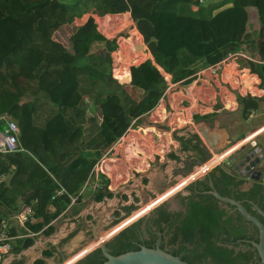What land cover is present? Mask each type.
<instances>
[{
	"label": "trees",
	"instance_id": "16d2710c",
	"mask_svg": "<svg viewBox=\"0 0 264 264\" xmlns=\"http://www.w3.org/2000/svg\"><path fill=\"white\" fill-rule=\"evenodd\" d=\"M250 9L257 12V28L251 25ZM129 12L146 14L135 19L137 30L131 32L129 42L141 43L142 36L156 65L171 77L172 84L190 85L198 73L239 51L255 61L253 71L264 80V61L258 52L261 40L264 54V0H0V116L8 115L17 123L24 150L0 153V227L24 208L32 210L25 228L13 224L10 237H25L29 233L53 235V222L71 205V197L82 198L80 194L104 152L126 134L134 120L149 115L162 101L165 91L159 86H148L139 94L133 81L132 88L120 84L102 67L109 58L106 53L95 52L97 46L107 45L108 40L99 31L93 15ZM86 15H90L89 19L75 27ZM107 21L118 23L110 18ZM67 26L74 27L71 51L55 39L57 32ZM109 45L116 48L115 43L114 47ZM148 62L134 68V74L146 63L152 64ZM130 65L136 64H126L117 71L119 79L129 78ZM258 108L257 98H239L243 120H248ZM105 110L122 116V126L112 128L103 117ZM163 113L153 119H163ZM3 125L0 123V130ZM181 142L184 151L193 150L206 160L198 136ZM168 157L179 159L174 154ZM219 172L222 184L213 176L214 186L228 197L230 185L236 179ZM8 176L9 180L3 179ZM100 179L92 197L96 203L114 198L108 189L109 179L103 174ZM199 185L211 190L209 183L201 181ZM193 188L191 185L187 190ZM59 191L63 194L58 195ZM200 197L201 202L190 203V214L182 226L185 236L191 222L206 233L217 223L213 224L209 217L210 211L218 210L208 202L212 197ZM132 209L135 208H128L127 214ZM156 212L167 215V204L159 206ZM138 224L110 242L111 255L141 249L129 238ZM21 243L18 242L17 251L21 250ZM224 251L217 264H245ZM182 260L189 262L186 257ZM105 261L98 250L78 264Z\"/></svg>",
	"mask_w": 264,
	"mask_h": 264
},
{
	"label": "water",
	"instance_id": "95a60500",
	"mask_svg": "<svg viewBox=\"0 0 264 264\" xmlns=\"http://www.w3.org/2000/svg\"><path fill=\"white\" fill-rule=\"evenodd\" d=\"M141 49H145V46H141ZM258 52L261 60L264 61L261 40H259ZM250 66L253 69V62ZM142 120L144 129L154 130L159 134H168L172 138L173 144H179V153H175V147H170L169 151V155L174 154L179 159L174 161L167 157L164 165L156 163L150 167L148 176L140 175L119 192H113L114 198L110 202L105 200L102 203H93L88 209L77 212L76 219L69 216V210H67L62 227L56 225L55 233L51 239L31 236L32 248H28L23 254L2 255L1 264H35L37 262L78 264L96 249L101 251L106 260L103 264H189L181 257L173 256L162 250L159 243L157 248L141 247L139 251L127 252L119 256L111 255L107 245L120 232L136 222L137 219L131 220L136 218V215L142 214V212L147 213L156 205L159 207L166 201L175 205L174 197L177 191H181L186 184L197 178H202L204 174L217 166L211 160L213 157L221 158L226 155L227 157L223 158V163L228 169H233L243 178L264 183V158L259 156L260 149L252 145L254 137L247 139L241 145L228 146L227 151L225 149L216 150L213 146L210 148L212 153H209L205 144L200 140L203 151L207 154L208 162L200 161L198 164L194 151H184L181 142V139L188 140L195 135L192 125L183 129H172L167 122L149 125L150 118ZM205 134L204 138H206ZM190 160L196 163L193 165V171L185 169ZM141 178L147 180V187H143ZM211 188L212 191L208 194L213 195L220 203L235 206L245 219L259 229L260 244H255V246L264 264V225L251 216L241 203L222 197L216 191L213 183H211ZM131 207L135 209L131 210L130 217L122 219V216H119V219H112V212L123 213ZM259 212L264 216L260 210ZM91 218H93V224H86V221ZM129 220L131 221L128 222ZM117 221L119 223L116 225ZM47 252H51L53 258L41 259V254Z\"/></svg>",
	"mask_w": 264,
	"mask_h": 264
},
{
	"label": "flooded vegetation",
	"instance_id": "af4514ba",
	"mask_svg": "<svg viewBox=\"0 0 264 264\" xmlns=\"http://www.w3.org/2000/svg\"><path fill=\"white\" fill-rule=\"evenodd\" d=\"M194 155L196 163L200 164V161H203L201 155L196 152H194ZM204 162H208L207 157ZM196 163L191 160L188 161L185 169L192 170L193 165ZM218 169L230 174L236 179V182L230 185L228 197L222 196L215 188L216 191L224 198L241 203L251 216L264 225V216L259 212L260 210L264 214V183L243 178L236 171L228 169L224 165V167L215 166L202 178H197L195 181L186 184L181 191H177L174 197L175 205L168 203L169 201L163 203L162 205L167 204V215L156 212L158 208L156 205V208H153L154 210L152 209L147 213L142 212V214L136 215V218H132L131 220H137L131 226L137 223L140 224L129 234V238L134 240V244L139 247L157 248L159 243L162 250L172 255L175 254L181 259L186 257L189 264H217L220 261V255L225 254L224 249L228 250L230 256L237 261L241 259L245 264H263L259 251L255 246V244H260L259 229L245 219L235 206L220 203L213 195L208 194L212 191L211 183L214 185V177H217L216 181L222 184ZM198 181L209 183L211 190L206 191L205 186H200ZM191 185H194L193 190H187ZM201 195L212 197L211 200L209 198L208 202H210V206L217 207L218 210L217 212L215 210L210 211L209 217L213 224L216 221L217 223L206 233L196 223L191 222L185 236L182 226L184 220L190 214L188 211L190 203L192 201L201 202ZM122 214V219L131 216V213L127 214L126 211ZM118 223V221L115 222L116 225ZM116 229L118 230V228ZM116 229L114 230L117 231ZM88 248L90 249L89 246ZM95 251H98V249Z\"/></svg>",
	"mask_w": 264,
	"mask_h": 264
},
{
	"label": "crops",
	"instance_id": "0c3cea01",
	"mask_svg": "<svg viewBox=\"0 0 264 264\" xmlns=\"http://www.w3.org/2000/svg\"><path fill=\"white\" fill-rule=\"evenodd\" d=\"M249 11H250L251 25L255 27L258 24V21L256 24L253 23L251 17V13L254 10H249ZM254 12L257 15V12L256 11ZM124 14H129L132 19V22H135V19L137 17L139 18L146 16V14L141 12H136L134 14L129 12ZM109 15H115V14H109ZM110 19L116 20L118 22L120 21V18H110ZM133 26H135L134 23L130 25L127 33H131L133 30H137L135 29L136 26L135 27ZM109 49L111 52L109 57H111V54L115 51V48L114 49L109 48ZM138 49H141V47L139 46ZM141 56H143V54L141 53H134L133 55L131 54V58L137 63H141L145 59V58L141 59L140 58ZM150 60L152 64L155 62L153 57ZM250 64H251L250 61H245V60L240 61L238 59L237 61H233L229 63L225 67V69L218 74L217 77H212L208 73L202 74L201 76L198 77L197 74V77L190 85L183 86L182 88H180L179 92L175 93V95L172 96V99L174 100L175 103L170 105L175 106V110H176L175 113L174 114L163 113L164 115L163 119L159 121H155L154 119H151L149 125L167 122V124L172 129H179L182 126L183 121L185 122L188 121L187 126L192 125L193 133L196 136H198L199 139L205 144V147L207 150H209V153H212L210 148L213 146L215 147L216 150L225 149V151H227L228 146L232 147L233 145H241L247 139L254 137V139L252 140V145L260 149L259 156L264 158V80L253 71ZM139 66L140 65H137L134 68H138ZM134 68L131 69V72H129L130 73L129 79L131 81V84L132 81L135 80L134 79L135 74L133 72ZM164 79H166L165 76ZM153 87L155 88L158 86H153ZM165 95L166 94L164 93L163 99L165 98ZM245 96L257 98L259 102V108L257 110L252 111L249 116V119L246 121L242 119L241 111H239V98ZM178 103H185L186 105H190L191 107L188 109H184L183 107L181 109L180 108L178 109L177 108ZM179 110L182 112L179 113ZM188 110L194 111L193 116L191 114L193 118L190 117ZM183 111H185V114L183 113ZM144 117L145 116L137 120H134L132 125L138 120L139 122L142 123V125H144L142 120V118ZM196 117H201L204 120L198 121ZM195 122L197 123L196 125ZM173 125H176L175 128H173ZM150 133H152V135L156 133L160 137L168 136V134H159L157 131L154 130H151ZM204 133H206L205 134L206 138H204ZM135 139L138 140L137 137L131 140L135 142L136 141ZM177 147L179 148V144H177ZM215 159L216 158L213 157V159L211 160L214 161ZM162 161H164V158H161V163ZM104 175L107 177V179H109L110 183L108 189L113 193L112 190L113 183L110 179V175L108 174H104ZM3 179L9 180V176L4 177ZM83 193L84 194L82 195V198L78 199L76 203L71 204L67 209L69 210V216L75 219L77 212L88 209L93 203H96L92 200V197L96 193V191H93L92 189L89 188L86 191L84 190ZM89 201L90 203L88 204L87 202ZM67 210L57 220H55V222H53L55 227L56 225L62 227L63 221L67 214ZM86 224H93V218L87 220ZM32 235H33L32 237H45L49 239H51L52 237V235L44 236L42 234L35 235L33 233ZM32 237H21V236L14 237V239L11 242L12 249L10 254H23L28 248H32L33 247ZM18 242H22L19 247L21 250L19 251L16 250V248L19 246ZM52 258H53L52 254L49 257L45 256V253L41 254V259H52ZM35 264H48V263L37 262Z\"/></svg>",
	"mask_w": 264,
	"mask_h": 264
},
{
	"label": "rangeland",
	"instance_id": "374dc122",
	"mask_svg": "<svg viewBox=\"0 0 264 264\" xmlns=\"http://www.w3.org/2000/svg\"><path fill=\"white\" fill-rule=\"evenodd\" d=\"M254 11L251 13V17L252 22L256 24L258 18ZM94 16L99 27V31L108 40L107 45L103 43L97 46L95 52L102 54L106 53V57H109L111 53L109 49V43H116V41L118 42V51H116V48L115 51L111 54V62L109 64L105 62V66L108 64L107 69L109 71H111L112 73L116 71L117 73V69H123L124 65L133 63L134 61L131 58L132 53H141L143 54V56L140 57L141 59L145 58L144 60L151 61L150 59L152 58V56L150 55L148 48L145 46L142 36L141 44L137 43V45L129 42L132 35L131 33H127V31L132 23L135 24V22H132L129 14L107 15L104 17L93 15V17ZM89 17L90 15H86L84 18L78 20L74 26L78 27L83 25L89 19ZM109 18L121 19L119 22L117 21L118 23L109 24L110 21H107ZM255 27H258V24ZM73 28V26H67L63 30L57 32L55 37V39L63 43L69 51H71L70 36L73 32ZM139 45H144L145 49H137V46ZM123 51H125V55L121 57L120 54ZM128 57L130 58V60H128ZM239 60L241 61L243 59L240 58ZM148 63H146L147 65L142 66L136 71L133 84L139 87V94H141V92L143 91H146L150 86H159L161 89H163V91H166V95L165 98L161 101L160 105L144 118L153 119V116L155 117L159 113V111H162L166 114H174L176 111L175 106L170 105L175 103L172 99V96L175 95V93L179 92L180 88H182L183 86L173 85L171 82V77L167 75L160 67H158L155 62L153 64ZM139 64H136L134 66H137ZM134 66H129V72H131V69ZM164 76L168 81L164 79ZM120 81V83L123 85H126L128 87L132 86L131 81L128 77H125L124 79L122 78L120 79ZM182 107L184 109H188L191 106L186 105L185 103H178L177 108L181 109ZM181 112L182 111L179 110V113ZM188 112L190 114V117L193 118L192 116L194 111L188 110ZM183 113L185 114V111H183ZM103 115V117L110 123L112 128H119L122 126L124 118L118 113L112 114L105 110ZM187 122L188 121H183L182 126L179 129L188 127ZM196 124L197 123L195 122V125ZM175 126L176 125H173V128H175ZM143 128L144 125H142L139 120L136 121L130 128V131H128L120 141H118L111 148L104 152V155L99 161V167L103 165L105 172L110 175V179L113 183V192H119L122 188L128 186L136 177L140 175L148 176L150 167L154 166L156 163L164 165L165 160L169 155L170 147H175V153H179L177 144H173L172 138L169 135L167 137H160L156 133L152 135V133H150L151 130H146ZM136 137L138 138V140L135 139L136 141L133 142L131 139ZM161 158H164V161H162V163ZM146 181L147 180H145V178H141L143 187H147ZM107 201L110 202L111 199H108ZM87 203L89 204L90 201ZM119 216H122V212H112V219H119Z\"/></svg>",
	"mask_w": 264,
	"mask_h": 264
},
{
	"label": "built area",
	"instance_id": "2783aa9c",
	"mask_svg": "<svg viewBox=\"0 0 264 264\" xmlns=\"http://www.w3.org/2000/svg\"><path fill=\"white\" fill-rule=\"evenodd\" d=\"M115 15H117V14H115ZM112 44L114 46L113 42H112ZM117 45H118V42L116 41V43H115L116 48H117ZM139 46L141 47L143 45H139ZM116 51H118V48L116 49ZM240 58H242L245 61L255 62L245 52L239 51L238 53L229 55L227 58H225L223 61H221L217 65L211 66V67L201 71L200 73H198V77L201 76L202 74H205V73H208L212 77H217L218 74L221 71H223L229 63H231L233 61H237ZM111 59L112 58L109 57L107 59V61H105V62H107L109 64L111 62ZM105 62L102 63V67L107 69V66H105ZM145 62H147V60H143V62H141V64H139V65H142ZM134 67H132V69ZM117 71H118V69H117ZM112 76L119 83L121 82L117 76L116 71H114L112 73ZM0 123L4 124L3 129L0 130V153H2L4 155H8V154H13V153H18V152L24 151L22 148V145L19 141L20 129H19L17 123L15 121H13L8 115L0 116ZM128 131H130V128L128 129ZM226 157L227 156L225 155L224 157L216 158L212 162L215 163L219 167H224L223 158H226ZM98 164L96 165V167L94 169V173L92 174V178L88 181V183L85 185L84 189L82 190V192L80 194L81 196L84 194L83 191L84 190L86 191L89 188L92 189L93 191H96L98 189L99 183L101 182L100 174H103V175L107 174L103 168V165H101L99 167ZM62 194H63V191L58 192V195H62ZM77 200H78V197H71V204L76 203ZM31 215H32L31 208L30 207L24 208L20 212L15 213L8 221L3 223L2 226L0 227V263H1L2 255L10 254L11 249H12L11 242L14 239V237H10L9 230L11 229L13 224L18 225L21 228H25V226L27 225V223L29 222V220L31 218ZM31 236H33L32 233H29L25 237H31Z\"/></svg>",
	"mask_w": 264,
	"mask_h": 264
},
{
	"label": "bare ground",
	"instance_id": "6f19581e",
	"mask_svg": "<svg viewBox=\"0 0 264 264\" xmlns=\"http://www.w3.org/2000/svg\"><path fill=\"white\" fill-rule=\"evenodd\" d=\"M133 61H134V60H133ZM134 63H135V64H139V63H137V62H135V61H134Z\"/></svg>",
	"mask_w": 264,
	"mask_h": 264
}]
</instances>
